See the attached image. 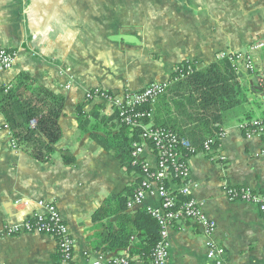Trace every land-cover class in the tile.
<instances>
[{"label":"crops","instance_id":"0c3cea01","mask_svg":"<svg viewBox=\"0 0 264 264\" xmlns=\"http://www.w3.org/2000/svg\"><path fill=\"white\" fill-rule=\"evenodd\" d=\"M101 1L99 7L96 0H0V49L17 54L14 66L0 71V87L24 74L63 98L60 140L45 162L11 146L0 114V264H56L57 246L49 235H3L32 209L18 205L21 200L54 204L72 236L75 264H91L100 253L101 224L92 222L94 212L109 196H128L138 182L112 142L124 141L117 137L114 109L102 98L86 102L87 90L120 93L170 83L182 62L202 68L220 53H248L264 39V0ZM75 4L83 5L81 13ZM30 49L44 59L31 58ZM251 57L261 79L243 66L236 71L245 100L221 115L223 161L188 160L193 196L216 224L212 238L225 249L224 264H264V215L226 193L244 188L264 196L261 139H246L239 130L243 122L264 118V48ZM174 117L184 131L188 118L177 111ZM144 205L157 207L158 201L148 197ZM169 242L170 264L206 263V241L193 223L176 225Z\"/></svg>","mask_w":264,"mask_h":264},{"label":"built area","instance_id":"2783aa9c","mask_svg":"<svg viewBox=\"0 0 264 264\" xmlns=\"http://www.w3.org/2000/svg\"><path fill=\"white\" fill-rule=\"evenodd\" d=\"M263 48L264 39L252 45L250 52L244 54V57L227 54H222L220 57L227 56L233 66H235L233 63L242 60L245 69L253 73L256 72V69L251 53H258ZM28 54L34 59H44L42 54L33 49H30ZM16 56L15 51L0 49V71L10 70L15 64ZM189 73H191V67L187 74ZM173 81L171 79L170 83L154 82L140 91H124L119 94H111L101 89H89L85 93V99L86 102L100 98L105 99L117 113L116 119L119 126L127 128L130 132H140V142L131 144L130 154V165L133 168H139L137 177L140 184L135 193L127 198L126 210L133 212L143 208L159 226V241L149 264H170V233L176 225L183 226L186 222L196 225L205 238V264H224L225 249L214 242L212 238L216 224L203 212L200 203L193 196L194 184L190 179L188 165V160L195 156L213 163L222 162L223 159L219 157L218 141L224 138V132L203 142L198 149L174 131L153 128L143 123L144 119L151 118V106L155 99L165 93ZM66 88L68 89V86ZM146 104H149V111L138 109ZM31 126L33 127V125ZM239 130L246 139L252 137L261 139L259 155L264 158V120L255 119L243 122L239 125ZM10 141L11 146L16 148L14 141L12 139ZM149 158L153 159V163ZM226 193L230 201L238 199L252 203L264 215V196L244 188H228ZM148 197L157 199L158 206L144 205ZM17 204L32 209L15 224L6 226L3 235L12 236L19 233L49 235L56 242L59 264H75L73 259L74 242L57 207L46 201L21 200ZM131 262L132 260L126 255L107 256L104 253H99L91 264H129Z\"/></svg>","mask_w":264,"mask_h":264},{"label":"trees","instance_id":"16d2710c","mask_svg":"<svg viewBox=\"0 0 264 264\" xmlns=\"http://www.w3.org/2000/svg\"><path fill=\"white\" fill-rule=\"evenodd\" d=\"M189 67L191 73L187 74ZM176 68L177 71L172 75L174 81L165 93L155 99L151 106V118L144 119L143 123L153 128L179 132L180 137L186 138L199 149L203 142L215 138L223 131L218 125L221 115L244 102L243 89L237 79V69L227 56L220 57L219 54L213 63L198 69L189 62H182ZM252 75L260 78L256 72ZM62 107L61 96L36 84L24 74L16 77L13 84L0 87V114L4 118V128L9 131L18 150L39 162H45L51 157L54 146L60 140L57 122ZM138 109L149 111V104ZM174 111L188 118V123H184V131L177 117H174ZM78 115L83 124L84 116L80 113ZM120 127L117 137H123V143L117 142L116 137L112 138V142L122 149V165L139 173V168L130 165V154L131 144L140 142V132H130ZM128 134L131 138L126 136ZM64 161L70 162L67 158ZM139 184L138 180L127 189L128 196L106 198L92 216L93 223L101 224L98 226L101 233L97 246L99 252L125 250V255L132 260L129 264H135L133 260L149 264L159 241V226L145 209L133 212L126 210L127 198L135 193ZM113 217L117 221L112 224L110 220ZM55 261L59 264L58 253Z\"/></svg>","mask_w":264,"mask_h":264},{"label":"rangeland","instance_id":"374dc122","mask_svg":"<svg viewBox=\"0 0 264 264\" xmlns=\"http://www.w3.org/2000/svg\"><path fill=\"white\" fill-rule=\"evenodd\" d=\"M101 0H96V3H95V5L96 6H99V7H101ZM127 5H129L128 6V9L127 10H133V8H132V6H130V5H134V4H131L130 2H127ZM75 6H76V8H77V12L78 13H81L82 12V6L83 5H81V4H75ZM102 24V23H101ZM99 24L98 23H96V25H95V28H99ZM244 54H246L245 52H238V53H227V55H241L242 57H244L243 55ZM220 55H222V53H220ZM218 57V56H217ZM245 59V58H244ZM235 66L234 67H236V69H238V67H242L244 64H243V61L242 60H240V61H238V62H236V63H233ZM195 67H196V65H194ZM244 67V66H243ZM197 68V67H196ZM201 68V67H200ZM245 68V67H244ZM176 69V68H175ZM174 69V70H175ZM198 69V68H197ZM247 70V69H246ZM154 83V82H153ZM158 83V82H157ZM159 83H162V82H159ZM165 83V82H164ZM151 84V83H150ZM149 85V84H148ZM147 85V86H148ZM147 86H145V87H147ZM170 86V85H169ZM144 87V88H145ZM143 88V89H144ZM124 91H128V92H137V91H130V90H122L120 93H122V92H124ZM111 94H113V93H111ZM114 94H119V93H114ZM201 158V157H200ZM202 159H204V158H202ZM220 163V162H219ZM246 203H249V202H246ZM252 204V203H251ZM206 254V253H205Z\"/></svg>","mask_w":264,"mask_h":264}]
</instances>
